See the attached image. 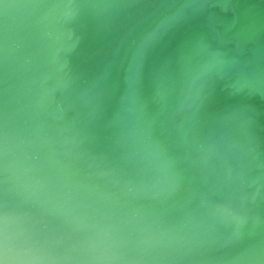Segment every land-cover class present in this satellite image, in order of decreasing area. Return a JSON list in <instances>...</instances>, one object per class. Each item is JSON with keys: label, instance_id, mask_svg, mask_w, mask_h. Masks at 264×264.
Returning a JSON list of instances; mask_svg holds the SVG:
<instances>
[{"label": "water", "instance_id": "water-1", "mask_svg": "<svg viewBox=\"0 0 264 264\" xmlns=\"http://www.w3.org/2000/svg\"><path fill=\"white\" fill-rule=\"evenodd\" d=\"M0 264H264V0H0Z\"/></svg>", "mask_w": 264, "mask_h": 264}]
</instances>
